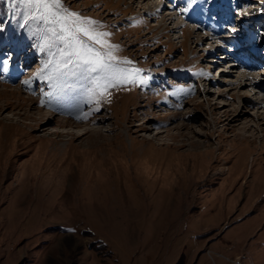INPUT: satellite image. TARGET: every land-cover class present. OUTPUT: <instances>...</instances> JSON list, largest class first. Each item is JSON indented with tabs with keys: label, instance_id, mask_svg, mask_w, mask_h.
I'll return each instance as SVG.
<instances>
[{
	"label": "rangeland",
	"instance_id": "rangeland-1",
	"mask_svg": "<svg viewBox=\"0 0 264 264\" xmlns=\"http://www.w3.org/2000/svg\"><path fill=\"white\" fill-rule=\"evenodd\" d=\"M131 1L61 0L131 73L100 96L50 86L59 26L0 0V264H264V0Z\"/></svg>",
	"mask_w": 264,
	"mask_h": 264
},
{
	"label": "snow or ice",
	"instance_id": "snow-or-ice-1",
	"mask_svg": "<svg viewBox=\"0 0 264 264\" xmlns=\"http://www.w3.org/2000/svg\"><path fill=\"white\" fill-rule=\"evenodd\" d=\"M18 2L26 8L32 9L29 15L30 19L56 24L62 33L57 39L64 42V47L58 50L59 59L51 67L46 77L50 82H53L50 86L59 87L67 77L75 76L77 70H83L87 73H102L94 79V83L99 95L103 96L109 87L117 86L129 80L131 73L126 68L118 67L113 63L116 58L112 56L111 49L115 46L109 45L108 52L97 51L80 39L82 35L88 41L103 44L102 37L107 36L108 33L95 31L93 28L95 21L81 18L78 13L68 11L63 7L61 0H18ZM194 3L195 0H190L188 7ZM187 10V8L182 9V11ZM123 63L130 64L131 61L125 59ZM48 67L49 65H45V68ZM40 71L43 72L44 69ZM89 114L90 112L84 114L83 117L78 116L77 119L87 118Z\"/></svg>",
	"mask_w": 264,
	"mask_h": 264
},
{
	"label": "bare ground",
	"instance_id": "bare-ground-1",
	"mask_svg": "<svg viewBox=\"0 0 264 264\" xmlns=\"http://www.w3.org/2000/svg\"><path fill=\"white\" fill-rule=\"evenodd\" d=\"M146 1H148V0H132L131 2H132V4H137V6H139V8H142L143 7V5H148V7H147V13L149 12V13H152V14H154V15H156V16H158L159 17V19H160V21H161V23H163V24H165L166 25V22L168 23L169 22V24L170 23H174L175 22V19H176V17L174 16V15H172L169 11H167L166 10V14H164V11H162V1L161 2H156V3H149V2H146ZM155 1H158V0H155ZM172 2V1H171ZM177 2H179V0L177 1ZM176 2V3H177ZM145 8V7H144ZM145 10V9H144ZM146 11V10H145ZM192 19H198V18H192ZM200 20V19H199ZM194 21H196V20H194ZM160 23V24H161ZM177 24V23H176ZM166 26H168V25H166ZM165 26V27H166ZM179 26H184L183 24H177L176 25V27H179ZM193 31L192 30H188V32H187V36H192V33ZM218 34V32H214V33H212V36L214 37V36H216ZM209 36H211V34L210 35H208L206 38L208 39V38H210ZM205 38V39H206ZM211 39V38H210ZM218 47V46H217ZM212 48V47H211ZM219 48V47H218ZM221 48V47H220ZM215 49V48H214ZM229 49V48H228ZM240 49V50H239ZM212 51V49H210V48H208V49H206V52L207 53H210ZM226 51V50H225ZM240 51V54H241V51H242V48L240 47H237V48H230L229 50H228V53L230 52L231 54H229L231 57H233V60H234V63H232L231 65L233 66V67H236L237 65H239V67L241 66V65H243V66H245V67H248V69H251V67L252 68H258V66L256 65V63H255V59L254 60H251V62L250 63H246L245 64V61L243 60V59H241L240 60V57H239V55L240 54H237L238 52ZM207 53H205V54H207ZM227 53V52H226ZM234 54H237V57H235L234 56ZM212 61V60H211ZM231 66V67H232ZM238 68V67H237ZM239 70V69H238ZM237 71V70H236ZM259 73H262V74H264V72H260L259 71ZM258 73V74H259ZM241 74H242V76L241 77H245V80H246V82L247 83H249V85L250 86H256L257 85V81L256 80H254V76L250 73V72H245L244 73V71H242L241 72ZM244 74V75H243ZM256 87H258L260 90H264V85L263 84H260V85H257ZM9 91V92H8ZM1 94H3V95H12V94H15V90L14 89H11V90H9V89H7V88H5V89H2V90H0V95ZM260 100H262L261 102H259V104L258 105H260V106H264V99L262 98V99H260ZM258 115H257V117H258V119L261 117V116H263L264 115V112H262V113H260V112H258L257 113ZM43 115H41V114H38V117H37V119H40V118H43L42 117ZM46 116V115H45ZM36 119V120H37ZM35 120V119H34ZM60 122H63L62 120H60ZM246 127L244 126V127H242V128H240V130H243V129H245ZM239 129V128H238ZM93 131V130H92ZM192 144H193V142H191ZM195 144H198V143H195Z\"/></svg>",
	"mask_w": 264,
	"mask_h": 264
}]
</instances>
